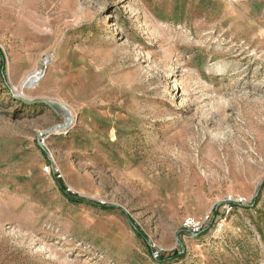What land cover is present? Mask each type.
Segmentation results:
<instances>
[{"label":"rangeland","instance_id":"rangeland-1","mask_svg":"<svg viewBox=\"0 0 264 264\" xmlns=\"http://www.w3.org/2000/svg\"><path fill=\"white\" fill-rule=\"evenodd\" d=\"M0 264H264V0H0Z\"/></svg>","mask_w":264,"mask_h":264},{"label":"built area","instance_id":"built-area-1","mask_svg":"<svg viewBox=\"0 0 264 264\" xmlns=\"http://www.w3.org/2000/svg\"><path fill=\"white\" fill-rule=\"evenodd\" d=\"M52 162H53V159H52ZM52 162H50V164L45 167V171L48 173L58 174L59 169L54 164H51ZM185 227L188 229V231H191L193 233H198L203 227V222L196 221L194 219H188L185 223ZM155 248H156V245H153V251H154L153 258L157 259L159 257V254L155 250Z\"/></svg>","mask_w":264,"mask_h":264},{"label":"trees","instance_id":"trees-1","mask_svg":"<svg viewBox=\"0 0 264 264\" xmlns=\"http://www.w3.org/2000/svg\"><path fill=\"white\" fill-rule=\"evenodd\" d=\"M58 182H59L62 190L65 192V194L67 195V197L69 198V200L71 202L76 203V204L88 203V201L86 199L81 198L78 195H74V194H71V193L67 192L66 188L63 186V184L61 183V181L59 179H58ZM91 205L94 206L95 208L97 206L98 208H101L103 210H105V209H111V206L101 205V204H98V203H93Z\"/></svg>","mask_w":264,"mask_h":264},{"label":"water","instance_id":"water-1","mask_svg":"<svg viewBox=\"0 0 264 264\" xmlns=\"http://www.w3.org/2000/svg\"><path fill=\"white\" fill-rule=\"evenodd\" d=\"M37 102H39L41 104H45V105L51 107L52 109H54L55 111H57V112L61 113L62 115H64L66 117V119H67L66 126L67 127L69 126V117L70 116L68 115V113L65 114L63 112L64 111V108L59 103H57V102H51V101H46V100H40V101H37Z\"/></svg>","mask_w":264,"mask_h":264},{"label":"bare ground","instance_id":"bare-ground-1","mask_svg":"<svg viewBox=\"0 0 264 264\" xmlns=\"http://www.w3.org/2000/svg\"><path fill=\"white\" fill-rule=\"evenodd\" d=\"M48 60L49 59H47L46 62H48ZM43 73L44 72H42V71L39 70V71H37V74H35V76L31 78L30 83H31L32 86L37 85V82L41 79V77L43 76ZM63 112L64 113H68V115L70 116L69 117V123H70L72 121V116L70 114V111L67 110L66 108H64V111Z\"/></svg>","mask_w":264,"mask_h":264}]
</instances>
